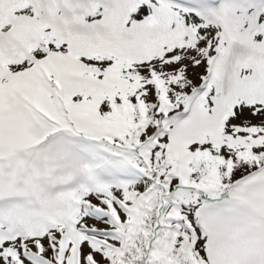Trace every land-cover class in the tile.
<instances>
[{
  "label": "snow or ice",
  "instance_id": "snow-or-ice-1",
  "mask_svg": "<svg viewBox=\"0 0 264 264\" xmlns=\"http://www.w3.org/2000/svg\"><path fill=\"white\" fill-rule=\"evenodd\" d=\"M0 264H264V0H0Z\"/></svg>",
  "mask_w": 264,
  "mask_h": 264
}]
</instances>
